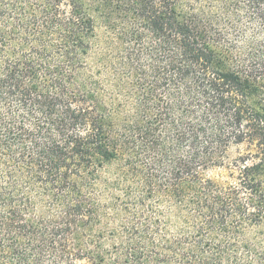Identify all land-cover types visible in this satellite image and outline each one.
Returning a JSON list of instances; mask_svg holds the SVG:
<instances>
[{"label":"trees","instance_id":"16d2710c","mask_svg":"<svg viewBox=\"0 0 264 264\" xmlns=\"http://www.w3.org/2000/svg\"><path fill=\"white\" fill-rule=\"evenodd\" d=\"M0 264H264V0H0Z\"/></svg>","mask_w":264,"mask_h":264}]
</instances>
